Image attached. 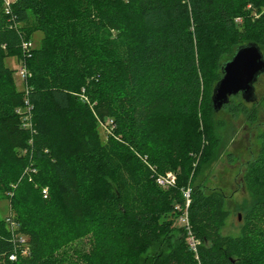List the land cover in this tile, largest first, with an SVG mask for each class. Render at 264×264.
I'll return each instance as SVG.
<instances>
[{
  "label": "trees",
  "instance_id": "trees-1",
  "mask_svg": "<svg viewBox=\"0 0 264 264\" xmlns=\"http://www.w3.org/2000/svg\"><path fill=\"white\" fill-rule=\"evenodd\" d=\"M251 42L264 53V0H0V199L17 222L0 218V264H194L175 209L188 186L201 264H264V129L238 235L223 232L227 194L197 180L220 155L213 89ZM26 98L32 129L17 112ZM168 171L178 181L164 188Z\"/></svg>",
  "mask_w": 264,
  "mask_h": 264
},
{
  "label": "rangeland",
  "instance_id": "rangeland-1",
  "mask_svg": "<svg viewBox=\"0 0 264 264\" xmlns=\"http://www.w3.org/2000/svg\"><path fill=\"white\" fill-rule=\"evenodd\" d=\"M33 37L34 40L39 42L42 33L37 32ZM5 64L14 71L16 86L18 90L23 91L25 84L19 73L22 62L18 55H8L5 58ZM256 92L258 98L256 104L248 103L246 111L242 110L237 114H232L223 109L218 112L217 122L222 121L223 124L214 128V135L221 141L218 148L220 155L211 165L204 164L203 170L197 174V180L205 177L206 183L210 186L221 187L229 198L227 208L230 210V216L223 229L225 234L238 235L245 211L255 201L254 196L243 181V175L247 160L257 154L261 144L259 134L264 129V74L256 83ZM234 97L236 101L244 102L241 94ZM253 109L257 111V120L248 118ZM106 119L102 121V124H99L103 140L107 138L108 131H110V123H107ZM197 164L198 162L195 163L196 166ZM196 171L194 169L191 175H195ZM10 216L11 210L8 199H0V218L6 220ZM178 225L182 227L181 224ZM153 249L154 247L150 246L144 255L150 253Z\"/></svg>",
  "mask_w": 264,
  "mask_h": 264
},
{
  "label": "water",
  "instance_id": "water-1",
  "mask_svg": "<svg viewBox=\"0 0 264 264\" xmlns=\"http://www.w3.org/2000/svg\"><path fill=\"white\" fill-rule=\"evenodd\" d=\"M223 76L213 89L214 111L219 112L231 97L241 94L246 103L257 101L256 83L264 74V53L255 43L237 47L234 55L225 61Z\"/></svg>",
  "mask_w": 264,
  "mask_h": 264
},
{
  "label": "built area",
  "instance_id": "built-area-1",
  "mask_svg": "<svg viewBox=\"0 0 264 264\" xmlns=\"http://www.w3.org/2000/svg\"><path fill=\"white\" fill-rule=\"evenodd\" d=\"M10 1H6L7 7L9 8ZM31 47V42L27 41L23 43V48L27 49ZM19 73L24 80V82L28 79L30 76L29 70L26 66V64H22ZM25 91L28 93L29 88L27 85H25ZM32 104L30 103L29 99L26 98L25 100V108L24 109H17V112L22 114V120H23V126L26 128L32 129V122H31V111H32ZM109 123H112V120L109 121ZM157 183L164 188H170L174 187L177 184L178 181V175L174 171H168L167 173L163 175H159L156 179ZM44 197L48 195L47 189H43L42 191ZM183 197H184V204H177L175 206V209L178 211V217H177V223L182 225V229L184 231L185 239L188 244L189 249L194 254V258L196 262L194 264H201L200 261V255H199V247L201 245V240L195 233L193 229V225L190 220L189 216V207L191 205L192 201V187L188 186L183 189ZM8 223H10L11 227L14 228L17 226V222L12 218L9 217L7 219ZM18 241L20 244H26V239L23 236H20L18 238ZM18 246V244H17ZM18 250V248H16ZM23 253H27V249L24 248L22 250ZM11 260H16L17 258V252H13L10 257Z\"/></svg>",
  "mask_w": 264,
  "mask_h": 264
}]
</instances>
